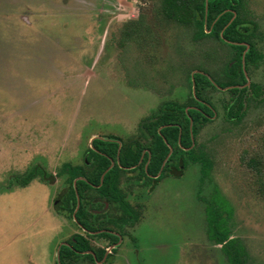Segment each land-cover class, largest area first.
I'll return each instance as SVG.
<instances>
[{"label": "rangeland", "instance_id": "1", "mask_svg": "<svg viewBox=\"0 0 264 264\" xmlns=\"http://www.w3.org/2000/svg\"><path fill=\"white\" fill-rule=\"evenodd\" d=\"M160 3L0 0V264H55L59 243L79 232L53 215L65 179L23 188L13 178L37 165L56 174L65 163L82 164L93 139H127L163 101L187 98L182 68L195 61L185 55L217 46L194 43L192 31L162 19ZM250 8L264 39V0ZM253 81L264 89V65ZM211 100L217 116L199 142L213 152L212 181H200L197 165L163 179L136 242L125 237L113 264H229L208 240L196 196L215 185L226 211L233 207V237L253 264H264V170L247 166L251 157L264 160V103H251L234 125L224 118L229 95L213 92Z\"/></svg>", "mask_w": 264, "mask_h": 264}, {"label": "trees", "instance_id": "2", "mask_svg": "<svg viewBox=\"0 0 264 264\" xmlns=\"http://www.w3.org/2000/svg\"><path fill=\"white\" fill-rule=\"evenodd\" d=\"M248 3L249 0H161L162 19L186 31H192L194 43L212 42L217 47H200L197 54L185 55L187 59L195 61L182 68L189 87L187 98L185 101L166 99L142 123L139 135L129 139V143L124 145L119 157L117 143L95 140L94 149L88 155V161L92 162L90 166H63L59 174H67L69 183V191L63 203L71 213L77 206L74 181L85 177L76 183L81 198L86 196L87 191H95L99 186L102 190L114 187L123 172L119 165L111 168L102 182L103 173L117 159L123 167L138 164L143 148L140 140H152L148 146L152 154L150 172L158 173L166 159V173L174 167L176 175L181 176V169H187L190 160L201 166V173L205 178L211 176L214 169L213 152L208 145L199 142L201 132L214 122L216 115L209 96L210 90L207 91V88H230V98L223 107L224 118L234 125L243 120L251 103H264L263 87L250 82L255 70L261 64L264 65V54L257 47L259 27L248 9ZM248 45L250 47H246ZM161 127L163 128L160 130ZM185 148L190 150L185 151ZM247 166L261 176L264 160L258 156L251 157ZM36 179L49 184L54 177L41 165H37L24 178H13L23 188ZM220 192L215 185L213 194L206 203L208 238L212 243L222 246L229 264H253L242 241L233 238V207L230 206L229 209L228 206V212L226 211L227 204L220 202L218 198ZM63 203L59 200L57 206H62ZM81 215L82 211H79L78 220H82ZM87 249L88 245L84 240L76 238L70 245L60 248L59 264H77L82 252Z\"/></svg>", "mask_w": 264, "mask_h": 264}, {"label": "flooded vegetation", "instance_id": "3", "mask_svg": "<svg viewBox=\"0 0 264 264\" xmlns=\"http://www.w3.org/2000/svg\"><path fill=\"white\" fill-rule=\"evenodd\" d=\"M248 6H249L248 9L251 10L250 0ZM251 12L254 16V20L256 21V24L259 27V30L257 31L258 37L256 38L257 47L259 48L260 46L259 43L264 39L261 38V34L259 33L260 26L256 20L255 17L256 15L252 10ZM247 18L251 19L250 16L249 17L247 16ZM246 47H250V46L248 45ZM262 53L264 54V51H262ZM219 62L220 61H218V63ZM262 65L263 64H261L260 66ZM250 82L256 83L253 81V76H251ZM217 88L218 89L216 90L207 88V91L210 90L209 91L210 98L213 92L227 93L230 98V93H229L230 88L227 89H222L220 87ZM158 108L156 110H158ZM214 109L216 112L215 105H214ZM150 116H148L147 118L143 119L140 122L136 135L128 137L127 139H122L114 135L109 136L108 138H104V137L95 138L92 140L90 146L87 148L85 153V159L82 164H73L71 162L65 164H70L72 166H83V165L90 166L92 162L88 161V155L90 150L94 149L93 144L95 140L112 141L117 143V145L119 146L118 148V157H119L124 145L129 143L130 141L129 139L137 137L139 135L140 127L142 123ZM216 116H217V112L213 120H215ZM162 128L163 127H161L160 130ZM134 142H136V140H134ZM139 143L142 144L143 148L141 150L142 153L138 161V164L132 167H123L119 163V160L117 159L116 161H112V164L109 167V169L103 173L102 182L107 172L115 165H119L120 169L123 172L119 177L118 183L116 182L114 187H107L104 188V190H102L99 189L101 187L99 186L98 189H96L95 191L92 192L87 191L85 193L86 196L81 198L80 194L77 191L76 183L79 180L85 179V177H79L74 181V187L77 197V206L72 213L69 211L67 207H65L63 203L64 201L63 199L66 198V194L69 191V183H68L67 174L60 175L59 173L61 172V169L65 164L60 168V170L56 174L51 173L52 176L54 177V180L51 183L45 184L40 180H38L44 185H53L56 183L58 179H65L64 188L58 193V195L54 199L53 208H52L53 215L54 217H58L65 221L71 222L73 226L79 231L68 237L66 240H62L59 243L57 249L58 251L55 257V264H59L60 248L65 245L67 246L70 245V242L75 241L76 238H82L84 242L88 245V249L82 252L81 254L82 257L78 259L77 264H113L115 261V256L118 252V248L121 247V245L123 244L125 237H131L136 242V239L133 237V235L135 233L134 231L137 225H139L141 221L144 219L146 202L148 201L150 195L156 190V188L163 181V179H165L166 177L181 179L188 172V170L190 171L193 165H197L200 167V175H201L200 181L203 182L204 180L207 179L209 181H212V174L210 177L205 178L201 173V166L199 164L193 163L190 160L188 161L189 165L187 169H181L183 170L181 176L176 175L177 171L176 169H174V167H171L168 173H166V159L163 162L161 169L158 173L150 172V165L152 163V154L148 146L152 143V140L151 139L146 141L140 140ZM165 144H166V140H165ZM189 150L190 148H185V151H189ZM172 152L173 150H171V153ZM212 194L213 191L208 197H203L200 195V193L199 195L196 194V196L198 198V201L205 204V208H206V203L207 201L210 200ZM59 200H61L63 204L62 206L58 207L57 201ZM79 211H82V215H81L82 220H78L77 218ZM205 218H206V213H205ZM209 242L212 243L210 240ZM216 246H220V245H216ZM137 254L138 253L136 250L134 252L135 257ZM86 256H90L91 258H86Z\"/></svg>", "mask_w": 264, "mask_h": 264}]
</instances>
